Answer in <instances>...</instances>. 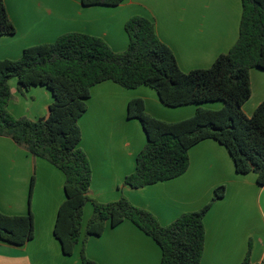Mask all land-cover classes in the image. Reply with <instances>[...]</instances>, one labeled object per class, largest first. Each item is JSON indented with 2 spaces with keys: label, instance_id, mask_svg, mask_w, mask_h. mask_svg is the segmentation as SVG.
Instances as JSON below:
<instances>
[{
  "label": "crops",
  "instance_id": "crops-1",
  "mask_svg": "<svg viewBox=\"0 0 264 264\" xmlns=\"http://www.w3.org/2000/svg\"><path fill=\"white\" fill-rule=\"evenodd\" d=\"M5 2L17 33L0 38V60H18L26 48L54 43L68 33L99 37L114 52H125L129 46L126 22L143 16L155 22L157 35L173 50L184 72L210 68L232 49L240 36L243 10L241 0H127L118 7H85L81 0ZM10 86L15 100L9 110L14 116L37 121L49 115L53 97L47 88L21 92L15 79ZM251 88V99L244 106L248 117L264 102L263 70L251 71ZM133 99H143L152 116L176 121L151 110L156 106L165 113L166 106L148 86L127 90L108 81L93 87L88 111L79 123L80 147L93 169L91 197L105 204L126 197L156 216L162 226H169L183 214L203 209L224 186L225 196L205 217L201 264H242L250 247L252 262L264 264V186L254 174L238 175L228 150L218 142L207 140L193 147L190 168L180 178L142 189L125 186L147 143L141 123L128 118V104ZM185 107L187 116L198 109L197 105ZM203 107L214 109L218 104ZM34 176L31 211L35 237L21 247L0 241V264H81L82 244L72 256H66L54 235L58 211L66 200L65 175L48 161L32 157L12 140L0 137L1 212L10 216L29 213ZM92 215L93 206L88 204L83 234ZM85 250L97 264H162L159 245L130 221L116 228L108 223L101 237L87 241Z\"/></svg>",
  "mask_w": 264,
  "mask_h": 264
},
{
  "label": "trees",
  "instance_id": "trees-1",
  "mask_svg": "<svg viewBox=\"0 0 264 264\" xmlns=\"http://www.w3.org/2000/svg\"><path fill=\"white\" fill-rule=\"evenodd\" d=\"M127 0H81L85 7H118ZM240 36L232 49L207 69L184 72L173 50L157 35L155 22L131 17L125 25L129 46L114 52L101 38L68 33L54 43L28 47L18 60H0V137L10 139L32 157L48 161L65 175L66 200L60 207L54 235L63 254L72 256L82 244L81 264H97L85 250L91 237H101L108 223L116 228L130 221L152 238L162 251V264H201L206 244L205 217L223 199L226 187L218 188L200 211L183 214L162 226L148 210L126 197L100 203L90 195L93 169L81 149V118L88 111L92 88L113 82L127 90L142 86L154 89L169 108L197 105L195 114L183 121L167 122L147 112L143 99L128 104V118L138 120L147 143L138 154L135 172L125 186L142 189L180 178L190 168V151L207 140L225 147L238 175L254 174L264 186V102L251 117L244 112L251 99V71H264V0H241ZM17 33L5 0H0V38ZM19 90L47 88L53 97L49 115L37 121L16 117L10 110L15 100L10 81ZM223 103L221 109L203 107ZM35 185L32 178L30 198ZM93 215L83 234L84 211ZM35 237V218L10 216L0 210V241L21 247ZM250 247L242 264H254Z\"/></svg>",
  "mask_w": 264,
  "mask_h": 264
},
{
  "label": "rangeland",
  "instance_id": "rangeland-1",
  "mask_svg": "<svg viewBox=\"0 0 264 264\" xmlns=\"http://www.w3.org/2000/svg\"><path fill=\"white\" fill-rule=\"evenodd\" d=\"M15 81H17V80L15 79ZM215 104H218V108H214V109H221L223 107V103H215ZM152 109H153V111H155V113H161L160 115L162 117H166L167 119L176 120V121H169V120H165V119L158 118V119H161V120L167 121V122H179V121H183V120H186V119L192 117V116H187V113H185L186 112L185 111L186 110V107L185 108H169V107H166V112L165 113L157 110V107L156 106L155 107L153 106V108H151V110ZM34 178H35V182H36V177L34 176ZM31 182H32V180H31ZM30 185H31V183H30ZM28 205H29V209L31 210L30 192H29V196H28ZM85 220H86V218H85Z\"/></svg>",
  "mask_w": 264,
  "mask_h": 264
}]
</instances>
